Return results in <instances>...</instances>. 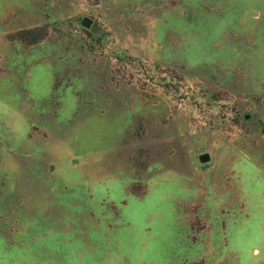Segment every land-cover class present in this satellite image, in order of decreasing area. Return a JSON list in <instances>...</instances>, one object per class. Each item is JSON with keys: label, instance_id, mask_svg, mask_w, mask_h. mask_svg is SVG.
<instances>
[{"label": "rangeland", "instance_id": "rangeland-1", "mask_svg": "<svg viewBox=\"0 0 264 264\" xmlns=\"http://www.w3.org/2000/svg\"><path fill=\"white\" fill-rule=\"evenodd\" d=\"M0 264H264V0H0Z\"/></svg>", "mask_w": 264, "mask_h": 264}, {"label": "water", "instance_id": "water-1", "mask_svg": "<svg viewBox=\"0 0 264 264\" xmlns=\"http://www.w3.org/2000/svg\"><path fill=\"white\" fill-rule=\"evenodd\" d=\"M81 22H82V25H84L85 27H88L91 23V20L88 17H84ZM92 28L97 29L98 28L97 24H93ZM199 159L201 162H207L209 160V155L207 153H203L199 156Z\"/></svg>", "mask_w": 264, "mask_h": 264}]
</instances>
